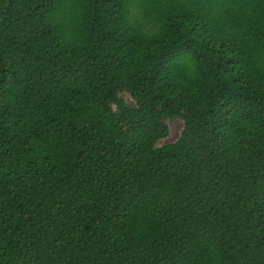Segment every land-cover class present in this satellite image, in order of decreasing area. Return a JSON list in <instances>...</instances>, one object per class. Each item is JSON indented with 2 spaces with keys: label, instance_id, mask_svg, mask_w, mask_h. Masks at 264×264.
Segmentation results:
<instances>
[{
  "label": "trees",
  "instance_id": "trees-1",
  "mask_svg": "<svg viewBox=\"0 0 264 264\" xmlns=\"http://www.w3.org/2000/svg\"><path fill=\"white\" fill-rule=\"evenodd\" d=\"M0 264H264V0H0Z\"/></svg>",
  "mask_w": 264,
  "mask_h": 264
},
{
  "label": "rangeland",
  "instance_id": "rangeland-1",
  "mask_svg": "<svg viewBox=\"0 0 264 264\" xmlns=\"http://www.w3.org/2000/svg\"><path fill=\"white\" fill-rule=\"evenodd\" d=\"M134 17H140L138 10L134 9L132 11ZM127 101L131 102L129 98H126ZM169 134L166 138L159 141V146L167 145L173 143L177 140L182 130V122L179 120H170L168 121Z\"/></svg>",
  "mask_w": 264,
  "mask_h": 264
}]
</instances>
